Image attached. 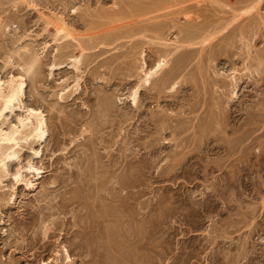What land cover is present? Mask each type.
<instances>
[{"label":"rangeland","instance_id":"rangeland-1","mask_svg":"<svg viewBox=\"0 0 264 264\" xmlns=\"http://www.w3.org/2000/svg\"><path fill=\"white\" fill-rule=\"evenodd\" d=\"M20 78L0 130L48 136L0 171V264H264V0H0Z\"/></svg>","mask_w":264,"mask_h":264},{"label":"bare ground","instance_id":"bare-ground-1","mask_svg":"<svg viewBox=\"0 0 264 264\" xmlns=\"http://www.w3.org/2000/svg\"><path fill=\"white\" fill-rule=\"evenodd\" d=\"M60 22H61V24H58V25L54 26L55 27V30H56V33L57 34H63L62 37H64V38L65 37H67V38L72 37L73 36V35H71L72 33L70 34L65 29L63 21L60 20ZM60 22H58V23H60ZM193 22H191V23H193ZM189 25H191V26H188L190 28L195 27V26H192L193 24H189ZM190 28H189V30H191ZM197 28H198V26H197ZM198 30L200 31V29H198ZM201 30H202V28H201ZM193 33L190 32V36L188 38H186V40H185V41H188L187 42V46H190L193 43L192 40H193L194 37L199 36L198 32L195 33V35H193ZM200 33L203 34V32H200ZM191 34L193 36H191ZM186 35H187V33H186ZM194 39H196V38H194ZM167 57H168L167 55L166 56L163 55V56L159 57L158 60L154 63L153 68L152 69L150 68L151 70H148V72L146 71V73H144V77H143V79L141 81L142 82L141 87H142V85H143V87L144 86L145 87H149L151 85V79L154 78L155 76L157 77V75L159 73H161L165 67H167V64H168V61L166 59ZM143 60H142V62H144ZM73 61L76 63L79 60L75 58V59H73ZM145 64L146 63H143L144 66H145ZM143 67H141V69ZM142 71H144V70H142ZM175 76H176L175 74L174 75H168V76H166L164 79H162L161 85L165 86ZM170 86L171 87L169 88V90H172V91L175 88H177L176 82L175 83L173 82V85H170ZM138 87H139V85H138ZM138 89L139 88L134 89V91L132 93V97L131 98H132V105H133V107L134 106L137 107V104H138V98H139V96H138V93H139L138 92ZM23 91H24V81L21 78L20 79H11V80H9L6 83L3 82L0 79V117L2 116V114L4 112L5 113L6 112L11 113L12 112V110H13V108L15 106V103L18 100H20L19 99L20 97H22ZM27 112H28V114H27L26 119H24V120L19 119L18 120L19 126H14L9 131H2V130H0V171H2V169H4L3 168L4 166H6L5 165V162H7V160H10L11 161V159L14 158L17 155V152H18L17 150H18V148L21 147L19 145L21 139L26 141L27 139H30L31 138L32 140H34L38 144L44 143L46 141V139H47V136L48 135H47L46 124H45V119H44L43 114L40 111H36V110H33V109H28ZM30 119H33L34 122H31ZM35 154H38V153H35ZM28 169L31 170L32 167L29 166ZM33 171H35L37 175L40 174V172L38 171V169H33ZM14 179L18 183H21V181H22L21 179H19V173L15 174ZM24 184H25L26 187L27 186H30V182H28V181H24ZM106 236H107V234H106ZM114 240L115 239H113V240L112 239H109L106 242L107 243V247L109 248V250L110 249L111 250L112 249L113 250L115 249L116 242ZM65 252H66V250H65Z\"/></svg>","mask_w":264,"mask_h":264}]
</instances>
